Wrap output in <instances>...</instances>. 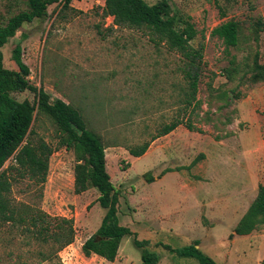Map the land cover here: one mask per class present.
<instances>
[{
	"label": "rangeland",
	"instance_id": "1",
	"mask_svg": "<svg viewBox=\"0 0 264 264\" xmlns=\"http://www.w3.org/2000/svg\"><path fill=\"white\" fill-rule=\"evenodd\" d=\"M217 1L218 6L207 0H169L171 13L192 17L198 30L192 44L204 45L199 106L185 108L184 59L166 45H155L141 29L115 25L113 17L104 14L105 0H73L67 8L63 1L54 3L45 19L24 24L2 48L5 67L18 70L12 55L21 44L31 83L52 99L61 98L79 109L89 128L107 145L108 157L116 151L107 164L120 191V223L138 232L141 240L148 221L177 226L174 232L158 228L164 230L157 231L158 243L149 244L165 264H199L164 246L178 250L194 239H200V249L219 264H264L262 242L259 245L258 239L239 235L231 245L228 236L237 217L256 198L259 184H264V82L250 84L243 78L248 69L245 64L251 63L257 51L264 64V3ZM26 8L25 0H0V25ZM230 19L241 23L239 47L231 48V55L222 40L211 35L214 27ZM232 55L242 68L229 80ZM12 95L19 101L34 102L36 97L31 90ZM175 120L183 123L154 139L164 125ZM32 129L36 138L54 148L48 178L43 186L20 179L13 193L16 200L39 204L52 215L74 220L75 240L59 251V264H143L133 236L124 237L113 262L95 253L84 254L83 243L96 233L105 215L98 201L100 193L94 187L75 193V155L59 146L57 126L49 116L36 111ZM147 142L145 155L129 156L128 147ZM197 157L196 164L185 168ZM148 171L156 177L153 182L146 179ZM197 199L215 213L208 212L212 222L201 221L208 232L213 227V236L206 235L199 220L193 221L197 214L191 201ZM162 203L174 211L172 216L164 217L167 213L158 206ZM156 208L159 215L152 212ZM257 234L264 235V226ZM30 248L36 254L41 249L37 244L29 247L19 231L0 228V264L28 261ZM232 249L234 261L230 263L224 256ZM36 254L32 263L38 264Z\"/></svg>",
	"mask_w": 264,
	"mask_h": 264
},
{
	"label": "trees",
	"instance_id": "2",
	"mask_svg": "<svg viewBox=\"0 0 264 264\" xmlns=\"http://www.w3.org/2000/svg\"><path fill=\"white\" fill-rule=\"evenodd\" d=\"M61 1L63 7L67 8L73 0H25L27 8L18 11L5 24L0 25V228L19 231L29 247L34 244L41 247L37 254L31 248L28 249V261H16L15 264H35L32 263L34 254L38 264H59V251L75 240L76 231L72 218L52 215L39 204L16 200L13 193V186L20 179L27 178L34 185L43 186L48 178L54 148L45 139L34 136L32 123L37 111V114L49 116L56 124L59 146L73 151L75 155V193L96 188L100 193L99 204L106 210L96 233L83 243L84 254L90 256L95 253L113 262L118 256L123 238L133 236L134 244L141 249L143 264H158L160 256L149 249L150 241L139 239L130 227L120 223V191L108 172L107 145L102 137L89 128L79 109L61 98L52 99L42 87L38 88L31 83L28 78L31 71L23 60L21 44L15 46L12 55L18 70L4 65L2 48L9 39L24 24L45 19L48 7ZM207 1H214L218 6L217 0ZM170 9L169 0H158L155 3L147 0H105L103 7L104 14L113 17L115 25L141 29L155 45H166L184 59L182 72L187 83L185 108L192 104L199 106L197 93L204 66V45L196 47L192 44L198 35V30L191 21L192 17L178 12L171 13ZM211 35L221 39L227 53L231 55L230 49L239 47L241 23L236 19L224 21L212 29ZM249 59L245 58L246 61ZM230 66L227 75L229 80H233L242 68L236 55H232ZM245 66L248 69L243 78L247 82H264V64L259 60L258 51L251 63H246ZM25 90L35 93L34 102L28 99L19 101L12 95L13 92ZM182 123L181 120H175L164 125L154 139L169 134ZM186 126L195 130L192 124ZM149 146L150 143L147 142L127 149L131 155L140 157L147 152ZM8 160L12 161L11 164L3 168ZM197 160L198 157L185 168L189 169ZM171 170L172 168L166 169ZM145 176L148 182H153L156 178L150 171ZM261 226H264L263 183L259 184L256 198L233 229L230 238L235 234H251ZM197 245L198 240L178 250L164 246L178 255L195 258L199 264H219Z\"/></svg>",
	"mask_w": 264,
	"mask_h": 264
},
{
	"label": "crops",
	"instance_id": "3",
	"mask_svg": "<svg viewBox=\"0 0 264 264\" xmlns=\"http://www.w3.org/2000/svg\"><path fill=\"white\" fill-rule=\"evenodd\" d=\"M263 3H264V0H261ZM110 149H111V147H109ZM115 152L116 151H113L112 152V154L110 155V157H108V154H107V149H106V160H107V163H108V159H112V155H117V154H115ZM147 153V152H146ZM145 153V154H146ZM145 154H143V155H145ZM129 156H131V154H129ZM141 157V156H140ZM107 169H108V164H107ZM109 172V171H108ZM111 174V173H110ZM112 179V178H111ZM74 181H75V178H74ZM113 182V181H112ZM191 202H194L193 203V205L192 206H195L196 208V216L194 217V220L193 221H200V223H202L201 221H202V219L203 218H206L209 222H212V220H213V218H211L210 216H209V214H208V212H212L213 210L212 209H207V204L204 202V200H200V199H197L196 201L195 200H192ZM224 205H226L227 206V203H225ZM159 206V209L160 210H162V212H166L167 214H163L164 215V217L166 218V217H170V216H172L173 214H174V211H171L169 208H166L165 207V203H162V204H159L158 205ZM223 206V205H222ZM225 206V207H226ZM208 208H210V207H208ZM159 209H157L156 208V211H152L153 212V214H157V215H159L160 214V210ZM154 212H156V213H154ZM220 212V209L219 210H217V214H220L219 213ZM213 214H215L214 212H212ZM211 213V214H212ZM245 213V212H244ZM244 213L242 214V215H239L238 217H237V219H236V223H235V226L237 225V223L239 222V220L241 219V217L244 215ZM235 214H237V209H235ZM159 217L158 218H156V220L157 221H161V219L162 218H160L159 220ZM149 223H144V227H143V236H142V238L143 237H145L146 239H148L149 241H150V243L151 244H156V243H158V233L159 232H161V231H164L163 229H158V228H160V227H164L165 229H166V231H169V230H171L172 232H174V229H176L177 231L179 230L178 228H177V226H175V225H173L172 223H166V224H164L163 222H161V224H150V222L151 221H148ZM201 225V228H202V226H204L205 227V229L204 230H206L207 231V234L206 235H208V237H210V236H213V227H211L210 228V231L208 232V230H207V228L208 227H206V224H204V223H202V224H200ZM235 226H234V228H235ZM132 231H134V230H132ZM157 231H159V232H157ZM136 234L138 233V232H136V231H134ZM233 232V230L230 232V234ZM257 232H258V230H255V231H253L251 234H247V235H243V236H248L249 238H253V239H258L259 240V245H260V243L262 242V244H264V235H258L257 234ZM228 236H230V235H228ZM227 236V237H228ZM237 236H239V235H234L232 238H231V240L229 239V241H231V245H234L236 242H237ZM137 237H138V235H137ZM144 238V239H145ZM124 239V238H123ZM195 240H200V239H194L193 241H195ZM258 240H256V241H258ZM123 241V240H122ZM192 241V242H193ZM191 242V243H192ZM201 240H200V244L199 245H197L199 248H200V245H201ZM121 244H122V242H121ZM121 247V246H120ZM149 247H151L150 245H149ZM120 249V248H119ZM152 249V248H151ZM154 250H157V249H154ZM169 250V249H168ZM158 251V250H157ZM233 249L232 250H230V251H227V252H225V256H224V259H225V261H228V262H230V263H232L233 261H234V259H233V257H232V253H233ZM159 252V251H158ZM160 253V252H159ZM170 254H172V253H170ZM118 255H119V252H118ZM118 257V256H117ZM168 258V257H167ZM166 258V259H167ZM217 261V260H216ZM165 262L166 261H164V258L162 259V258H160V260H159V262H158V264H165ZM226 263V262H225ZM195 264V263H194Z\"/></svg>",
	"mask_w": 264,
	"mask_h": 264
}]
</instances>
